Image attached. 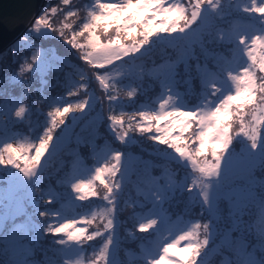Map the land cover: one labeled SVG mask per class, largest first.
I'll list each match as a JSON object with an SVG mask.
<instances>
[{"label": "snow or ice", "instance_id": "snow-or-ice-1", "mask_svg": "<svg viewBox=\"0 0 264 264\" xmlns=\"http://www.w3.org/2000/svg\"><path fill=\"white\" fill-rule=\"evenodd\" d=\"M68 3L69 0H63V4ZM234 7L245 14L258 15L261 29L258 32L253 31L252 22H243L241 18L236 17L226 29L218 30L217 42L228 47L231 59L217 57L211 68L206 66L200 72L201 106L193 110H180L176 107H171L169 110V101L164 100L159 105V111L139 110V122L135 125L132 121L136 119L137 113L128 116L127 129H125L123 113L110 114L107 117L110 130L120 143L128 145L137 143L130 132L146 136L155 144L171 150V155L164 154L167 157L166 161L183 165L185 168H190L192 173H198L201 199L196 203H199L214 220L220 218L222 211L220 205L223 201L228 202L231 215L239 216L248 201L257 195L254 191V172L257 169L264 171V141L257 127L264 124V75H257V72L264 74V0H260L259 3L257 0H251L250 6ZM209 8L220 19H223L224 15H232L231 12L218 11L219 0H189L187 7L182 3L170 4L168 0H109V2L96 0L95 7L88 11L82 27L78 31L74 30L71 38L65 37V30L70 29L71 24L64 23L61 29L52 26L48 17L54 15L57 9L51 8L50 12L45 11L32 21L22 42L28 44L34 38H42V33L51 35L58 31L63 43L79 52L78 59L91 67L95 80L107 90L110 87L108 83L110 66H117V62L141 52L142 49L147 51L146 46L156 43L154 37L159 38L161 43H166L169 47L178 46L180 40L192 38L199 40L201 28L198 27L190 33L187 30L191 29L198 20L204 21L205 26H210L207 16ZM75 15V12H68L69 17ZM0 20L4 22L2 17ZM110 30H113L114 34H110ZM174 33H179L181 36L174 37ZM45 37L47 36L43 38ZM80 38H83V42ZM126 40H130L131 44H126L124 42ZM17 43L21 41L18 40ZM241 54L247 58V66L242 70L234 71L230 65L239 62ZM45 55L57 63H62L53 51H48ZM36 61L37 56L34 55L33 63ZM178 63L180 62L165 61L157 66V77L164 86H169L179 75ZM183 63L184 70L187 71V62ZM26 69L29 72L38 70L41 73L51 70L48 64H40L37 69L29 64L26 65ZM24 71L25 68H21V78L13 80V84L21 89L27 86V81L23 79ZM224 72L227 74L226 80L221 77V73ZM79 76L80 81H85L83 71ZM186 82L191 87L190 80ZM78 87L86 88L87 85L81 83ZM68 95L73 96L76 93L69 91ZM132 95V92L128 93L129 97ZM107 99L110 103H114L118 98L109 93ZM15 102L0 101V114L7 118L9 112H12L15 118L22 119L27 109L23 104L13 108L11 105ZM250 105L253 106L249 109L252 112L253 125L249 129L245 126V109ZM90 106L91 101L86 100L75 105L67 103V106H57L49 111L47 117L50 126L43 135L39 136L38 143L18 144L14 147L13 143L7 140L3 142V147L0 148V165L11 166L20 175L6 173V179L3 181L5 186L0 187V207L7 209L6 212L0 213V227L8 218L27 216L26 204L33 209L36 208V202L32 197L37 190L36 181L41 176L47 157L61 152L72 143V129L66 123V116L69 113H83ZM99 119L102 118L98 117L97 122ZM236 120L239 121V132L233 135V122ZM61 125L64 126L61 134L54 136V131ZM236 136H243L250 141V144L241 148L239 152L231 151ZM76 144L78 147L69 152L73 161L65 183L70 186L72 193L76 194V201L99 196L111 206L105 210L110 217L104 225L105 230L108 231L107 242L104 243L93 264L101 260L104 264H112L108 260V252L109 246L113 243L115 193L107 179L109 177L114 179L122 169L123 173H127L139 157L129 152L125 161L126 154L112 149L109 144L105 143L103 148L96 150L94 141H85L79 136L76 137ZM81 144L91 145L97 158L105 160L110 158L114 163L95 167L91 179L81 178V173L86 171L79 152ZM145 173L144 183L147 190L143 195L144 200L151 204V207L146 216L139 218L138 231L154 230L153 241L144 249L147 264H197V258L208 244L207 239L203 241L197 239V229L200 225L195 224L190 230H184L181 222L173 220L164 207L165 203L175 199L178 190L191 193L197 181L192 180V186L178 182L167 168H162L159 174H154L152 168H146ZM95 181L103 185V194L96 191ZM115 187L118 189L120 184L116 183ZM260 188L264 190V182H261ZM260 196L264 198V191ZM42 198L49 205L56 202L52 193L47 197L42 194ZM74 210L75 205L69 202L61 205L56 211H38L36 214L41 219H56L55 224L46 222L47 226L44 228H39L36 224H32L31 228H26L24 224L14 226L3 241L8 246L5 251H10L13 257L9 264H30L27 258L29 249L20 243L30 231H36L38 236L59 237L55 240L57 245L74 244L78 249L82 248L84 243L102 235L100 231L89 233L87 230L93 223L96 213H92V218L66 214ZM235 225L236 221H234ZM203 227L206 231L209 230V224L205 223ZM22 231L24 235H20ZM164 233H168L171 239L164 236ZM182 241L187 243L180 248ZM261 252L259 259L245 252L247 258L242 260L241 264H264V247L261 248ZM64 264L70 262L65 260Z\"/></svg>", "mask_w": 264, "mask_h": 264}, {"label": "trees", "instance_id": "trees-1", "mask_svg": "<svg viewBox=\"0 0 264 264\" xmlns=\"http://www.w3.org/2000/svg\"><path fill=\"white\" fill-rule=\"evenodd\" d=\"M109 2V0H101ZM171 3H182L189 6V0H168ZM259 3L260 0H257ZM96 0H69L67 5L63 0H45L40 9V16L45 11L56 8L57 12L48 17L52 26L61 29L64 23L72 25L70 29L65 30V37L71 38L72 32L78 31L87 18L89 10L95 7ZM251 0H219L218 11L232 15H224L223 19L217 18L216 13L210 8L207 16L210 26H205L204 21L198 20L192 28L187 30L188 33L201 28V37L199 40H180L176 47H169L166 43H161L159 38L154 37L156 43L146 46L139 53L125 57L123 61L117 62V65H130L134 74H116L112 73L115 66H110L109 75L110 87L105 90L95 80L93 70L85 62L78 59L79 52L65 45L60 38L59 32L45 34L42 38H34L28 44L22 42L26 31L16 41L21 43L6 47L0 54L2 63L0 69V101H16L11 106L18 107L23 104L27 111L22 119L15 118L12 112H9L5 118L0 114V148L3 142L7 140L18 144H35L38 143L39 136L50 126L47 113L57 106H67V103L73 105L82 101L90 100L91 106L87 107L83 113H69L66 116V123L72 129V143L65 147L61 152L47 157L46 164L42 170L40 178L36 181V191L32 199L36 202V208L33 209L26 204L27 216H16L8 218L0 227V264H9L13 259L10 251H5L8 247L3 243L4 238L12 231L14 226L24 224L26 228H31L32 224L44 228L47 223H56V219H41L36 213L44 210H58L61 205L69 202L75 205L74 212H67V215H76L77 217L92 218V213H96L93 223L88 226V232L93 233L100 231L101 236L96 237L93 241L86 242L82 248H77L74 244L60 246L55 243L59 237L51 235L38 236L36 231L27 233L20 243L27 249L28 260L30 264H64L68 260L70 264H93L100 254V250L106 243L108 231L104 225L110 218L106 214V208L111 207L106 201L97 197H89L85 201H76L75 193L65 183L66 177L71 171L73 157L69 155L71 149L77 148L76 137L79 136L85 141H94L96 150L104 147L105 143L109 144L112 149L138 156L139 160L129 168L127 173H118L113 178H108L107 182L113 186L115 193V224L112 231L113 243L109 246L108 260L112 264H147L145 259L146 247L154 239V230L149 229L147 232L138 231V220L141 216H146L151 204L144 200L143 193L147 190L144 183L146 176L145 169L152 168L154 174H159L162 168H167L178 182L186 183L192 186V180L197 184L193 187L191 193L178 190L175 199L165 203L164 207L173 220H179L184 230H190L193 225L199 224L197 229V239L208 240L204 246L201 255L197 258V264H241L246 259L245 252L252 254L256 259L262 255L261 248L264 247V198L260 196L264 191L260 188L261 182H264V171L257 169L253 174L255 181L254 191L256 197L248 201L243 212L239 216L231 215V209L227 201L221 202V215L217 220L211 219L207 211L201 208L199 203L200 183L199 174L192 173L190 168L182 165H176L174 162H168L164 154L170 153L165 146L157 145L146 136L138 133H129L137 141L135 145L122 144L115 139L107 120L108 115L124 114L125 129H127V118L134 112L137 113L136 119L132 121L133 125L139 122L138 111H159V105L164 100L169 101V110L176 107L180 110H193L201 106L199 74L207 66L212 67L215 58L223 56L231 59V53L228 47L217 42V33L219 29H226L236 17L243 22H252L253 31H260L259 16L256 14H245L237 11L234 6H250ZM75 12V16H68V12ZM210 33V34H209ZM110 34H114L110 30ZM44 36H47L43 38ZM174 37H180L181 34L174 33ZM83 42V38H80ZM131 44L130 40L124 41ZM53 51L62 63H57L52 58L45 55L46 52ZM258 54V53H257ZM37 56V61L33 63V56ZM165 61H176L179 67V75L169 86H164L157 77V66ZM187 62V71L184 70ZM33 65L34 69L40 64H48L50 71L41 73L38 70L27 71L26 65ZM235 71L242 70L247 66V58L242 54L237 63L230 65ZM25 68L23 79L27 81V86L21 89L13 84V80H19L20 70ZM83 71L85 81H80L79 73ZM105 72V70H101ZM135 73H137L135 75ZM107 74V73H105ZM257 75H264L257 72ZM223 79H227L226 72L221 73ZM190 80L191 87L186 81ZM84 83L86 88L78 87ZM69 91L76 95L69 96ZM132 92V97L128 93ZM117 96V101L110 103L107 94ZM213 99H215L213 97ZM42 101V102H41ZM253 106L245 109V126L251 128L253 125L252 112L249 110ZM258 114V113H257ZM98 117L99 119L97 122ZM258 131L262 141H264V124L258 125ZM63 125L59 126L53 133L54 136L61 134ZM233 135L239 132V121L233 122ZM55 143V141H54ZM250 144L243 136H236L231 147V151L239 152L241 148ZM79 152L83 159V166L86 169L81 173V178L91 179L94 169L103 164H111V159L97 158L91 145H79ZM211 157L209 156V159ZM150 162V163H146ZM156 165V167H152ZM15 173L20 175L16 169L11 166L0 165V187H4L3 181L6 179V173ZM123 173V175H122ZM187 178V179H185ZM119 183L117 189L115 184ZM96 191L104 193L103 185L99 181L94 182ZM49 193L55 195L54 204L45 203L44 197ZM5 207H0V213L6 212ZM30 217V220H29ZM234 221L236 225L234 226ZM47 222V223H46ZM209 224V230L206 231L203 225ZM20 235H24L22 231ZM169 239L168 233H164ZM66 239V238H65ZM186 241H182L180 248L186 246ZM180 253H178L179 255ZM97 264H104V261H98Z\"/></svg>", "mask_w": 264, "mask_h": 264}, {"label": "water", "instance_id": "water-1", "mask_svg": "<svg viewBox=\"0 0 264 264\" xmlns=\"http://www.w3.org/2000/svg\"><path fill=\"white\" fill-rule=\"evenodd\" d=\"M44 0H0V51L28 26ZM24 25V26H23Z\"/></svg>", "mask_w": 264, "mask_h": 264}, {"label": "rangeland", "instance_id": "rangeland-1", "mask_svg": "<svg viewBox=\"0 0 264 264\" xmlns=\"http://www.w3.org/2000/svg\"><path fill=\"white\" fill-rule=\"evenodd\" d=\"M44 2H45V0H44ZM44 2H43V4L41 5V7H40V9L42 8V6L44 5ZM38 10V14L40 13V11L41 10ZM37 14V15H38ZM36 15V16H37ZM36 18V17H35ZM34 18V19H35ZM27 29V28H26ZM26 29L25 30H23V32L16 38V39H14V41H12L10 44H9V46H11L14 42V44L13 45H16V46H18V44L19 43H17V39L18 38H20L21 36H22V34L26 31ZM12 45V46H13ZM1 53H3V52H1ZM0 53V54H1ZM1 66H2V63H1V61H0V69H1ZM112 73L114 74V75H116V74H125V73H127V74H134V71H133V69H132V67L130 66V65H128V66H122V65H117V66H115V68L113 69V71H112ZM137 73H135V75H136ZM168 155H171V153H168ZM183 166V165H182Z\"/></svg>", "mask_w": 264, "mask_h": 264}, {"label": "bare ground", "instance_id": "bare-ground-1", "mask_svg": "<svg viewBox=\"0 0 264 264\" xmlns=\"http://www.w3.org/2000/svg\"><path fill=\"white\" fill-rule=\"evenodd\" d=\"M24 26V25H23Z\"/></svg>", "mask_w": 264, "mask_h": 264}]
</instances>
